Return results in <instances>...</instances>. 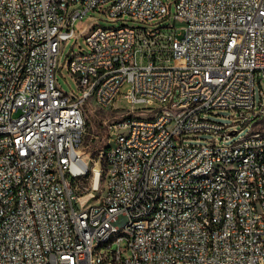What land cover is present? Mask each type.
<instances>
[{
  "label": "built area",
  "instance_id": "2783aa9c",
  "mask_svg": "<svg viewBox=\"0 0 264 264\" xmlns=\"http://www.w3.org/2000/svg\"><path fill=\"white\" fill-rule=\"evenodd\" d=\"M174 4L181 32L154 24L170 15L164 0H0V264H264V0ZM91 10L124 23L78 29ZM79 36L86 49L66 64L78 95L56 71ZM127 83L128 102L155 106L114 108ZM87 103L115 113L99 176L81 150ZM221 109L249 132L228 142L234 124L206 116ZM214 164L223 172L193 182ZM126 218L132 228L99 246Z\"/></svg>",
  "mask_w": 264,
  "mask_h": 264
},
{
  "label": "rangeland",
  "instance_id": "374dc122",
  "mask_svg": "<svg viewBox=\"0 0 264 264\" xmlns=\"http://www.w3.org/2000/svg\"><path fill=\"white\" fill-rule=\"evenodd\" d=\"M165 2H171L170 5V15L169 17H165L162 20L159 21H153L155 25H167V24H173L175 22V26L178 27L177 32H181L179 27L182 25L180 22L174 20V10H175V0H164ZM78 5L75 3L72 6L69 7V10L76 8ZM127 18V17H125ZM124 22L122 20H111L106 15L100 13L98 10L94 11H88L83 18L82 24L78 27L85 26L87 24L93 25V24H99L102 26H119L123 24ZM126 23L137 25L139 24L137 21L134 20H127ZM178 37H180L178 35ZM77 43V44H75ZM86 49V44L84 42V38L82 36H79L77 38L71 37L67 41H63L60 49L59 54V66L56 71V76L58 79V83L65 92H72L74 94H80L81 91L78 87V82L76 80V77L72 75L68 69H67V54L70 52L71 49H74L75 51H81L82 49ZM129 88V84H125L121 88V97L118 98L115 101L114 108L116 109H142V108H150L154 107L155 105H149L145 103H130L126 100L125 96L123 95L127 89ZM264 90V82H261L259 85L256 84V99L259 100V90ZM218 112V115H215L213 112L207 113L206 116H208L210 119L224 123V124H234V126L230 127L229 129H235L237 130V133L232 135L231 139L228 140V142H231L233 140L238 139L239 137L247 134L250 130L249 125L247 124H241L240 119L238 117V114L235 113L232 110L229 109H221ZM84 114L86 118V133L84 142L82 145L81 150H83L87 157H91V166L92 167H103V158L101 157V153L105 151L107 145H108V130L105 123H108L113 116L115 115L114 112H111V110H103L98 108L97 106H94L90 103H87L84 105ZM247 115H250L247 113ZM251 116V115H250ZM256 128L264 129V120H261L258 125H255ZM213 136L211 134H200L198 135V138H200L199 142L202 143V139H211ZM195 140H190V143H195ZM89 185V183L87 182ZM104 187H103V177L100 178L99 181V187L96 191H94L93 196L90 198V202H95L98 200L100 194L102 193ZM91 189H89L88 192H90Z\"/></svg>",
  "mask_w": 264,
  "mask_h": 264
},
{
  "label": "bare ground",
  "instance_id": "6f19581e",
  "mask_svg": "<svg viewBox=\"0 0 264 264\" xmlns=\"http://www.w3.org/2000/svg\"><path fill=\"white\" fill-rule=\"evenodd\" d=\"M249 156L248 148H240L237 152L233 153V160L238 162V164H245L247 158ZM256 156H264V141H260L258 146L256 147ZM97 176L100 174V168L93 167ZM223 172L222 164H214V167L208 168L206 170L193 173V182H211L214 176H217ZM239 178V169H232V174L230 177H227V184H235ZM96 182H98V178L96 177ZM66 207H73V198H66ZM133 218H126L115 226H111L108 228V231L105 235H102L98 238L99 246H107L108 243H111L117 238H122L126 229L132 228ZM90 241V232H83L82 242Z\"/></svg>",
  "mask_w": 264,
  "mask_h": 264
}]
</instances>
